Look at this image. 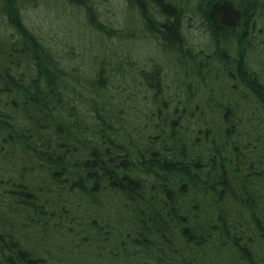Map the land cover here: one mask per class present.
Returning <instances> with one entry per match:
<instances>
[{
	"label": "trees",
	"instance_id": "obj_1",
	"mask_svg": "<svg viewBox=\"0 0 264 264\" xmlns=\"http://www.w3.org/2000/svg\"><path fill=\"white\" fill-rule=\"evenodd\" d=\"M21 1L0 0V264H41L18 236L68 233L66 206L98 257L264 264V84L245 63L260 0H197L194 13L213 44L207 54L193 51L182 35V1L124 0L143 38L175 55L235 62L236 78L229 72L227 84L234 99L219 102L204 77L183 98L180 83L175 79L171 90L161 62L152 59L131 81L123 58L105 59L92 43L75 62L29 30ZM74 2L96 40L127 38L98 21L87 0ZM227 30L230 40L244 36L245 47L222 44ZM206 109H214L211 121ZM9 247L16 261L6 257Z\"/></svg>",
	"mask_w": 264,
	"mask_h": 264
},
{
	"label": "rangeland",
	"instance_id": "obj_2",
	"mask_svg": "<svg viewBox=\"0 0 264 264\" xmlns=\"http://www.w3.org/2000/svg\"><path fill=\"white\" fill-rule=\"evenodd\" d=\"M173 1L178 4L182 1V5H185L184 17L181 20V32L188 46L195 52L209 53L213 44L209 41L208 33L200 25V21L194 13L197 0ZM260 2L261 9L254 19L255 24L251 33L252 45L248 46L245 52V63L249 72L253 73V75L255 74L264 84V0H260ZM86 3L93 7L98 21L109 25L115 30H125L127 38L124 40L115 38L106 39L105 41H102L101 38L96 40V37L86 29L84 8L75 6L74 0H22L19 6L24 23L29 30L46 41L50 46H56L58 49L64 47L66 51L70 52L69 57H73L75 62L81 60L78 54L82 55L83 47L86 48L92 43L94 47H99V56L105 59L110 58L108 55H115L118 60L123 58V68L121 70L125 81H131L132 77L133 79L137 77L140 70L149 69L153 60L156 63L161 62L163 82L171 90H173L177 81L180 83V95L183 98L188 97L189 94L197 90L195 87H197L199 78L203 77L210 84L209 87L217 89L214 92V101L219 102L223 99L222 97L231 95L227 85L229 81L228 74L230 72L236 78V64L232 61L233 59L230 60L228 58L229 54L227 51H223L224 55H221V57L226 60V63L232 61L230 66H225V61L222 62L219 59L207 61V59L202 57L194 58L185 52L181 53V55H175L157 45L152 39L142 37L141 22L137 14L128 8L124 0H87ZM158 21H162V19L158 18ZM228 34L229 31L227 30L226 34L221 38L222 44L226 47L236 43L241 47H245L247 44L244 36L230 40ZM93 50L96 51L97 49L94 48ZM116 59H112L113 62ZM128 60L132 66L126 64ZM172 65L174 68H178L177 74ZM205 65L207 70H205ZM120 66L121 64L118 62V67ZM156 69L157 67L152 68L150 73L149 80L151 82H154V71ZM119 80L120 78H117L118 82ZM137 83L135 82L133 85L136 87L135 90L139 91ZM187 84L192 85L191 93L186 92L185 86ZM115 86L117 85L115 84ZM122 86V88L126 87L124 83ZM233 96L231 95V98L234 99ZM235 100L237 101V99ZM212 110L214 109L204 110L207 121H211L210 112ZM30 213H28L29 216H31ZM118 214L117 221L121 222L125 213L120 210ZM61 215L63 216L62 221L67 222L72 233L68 231V234L62 230L65 234L59 232L55 234L54 230H51L42 234L41 229H35L30 231L32 233H28L27 237L25 235L18 236L22 247L36 250V257L41 264H145L143 257L124 258L121 252L119 256L117 253L109 254L110 256L106 254L99 257L95 256L92 250L85 246L88 243L82 230L83 226L78 223L79 219L75 211L66 206ZM6 217L13 218L16 222L20 220V223L25 218L24 215H21L20 218L14 213H6ZM28 218L30 219V217ZM53 218H55V221L57 220L55 216ZM74 230L79 231L80 237L83 238H74L72 235L73 232H76ZM38 233L45 236H39ZM128 248L127 252L132 250V247L129 246ZM101 251L106 253L107 249L103 248ZM14 252L9 247L6 250V257L16 261Z\"/></svg>",
	"mask_w": 264,
	"mask_h": 264
}]
</instances>
